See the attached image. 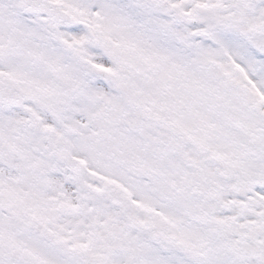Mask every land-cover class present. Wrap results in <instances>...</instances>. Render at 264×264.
<instances>
[{"label": "snow or ice", "instance_id": "obj_1", "mask_svg": "<svg viewBox=\"0 0 264 264\" xmlns=\"http://www.w3.org/2000/svg\"><path fill=\"white\" fill-rule=\"evenodd\" d=\"M0 264H264V0H0Z\"/></svg>", "mask_w": 264, "mask_h": 264}]
</instances>
